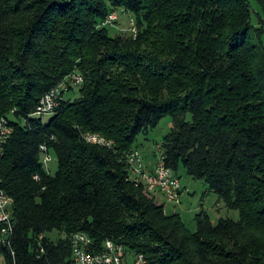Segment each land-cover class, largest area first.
Segmentation results:
<instances>
[{"label": "trees", "instance_id": "1", "mask_svg": "<svg viewBox=\"0 0 264 264\" xmlns=\"http://www.w3.org/2000/svg\"><path fill=\"white\" fill-rule=\"evenodd\" d=\"M118 11L135 37L102 26ZM73 73L78 95L67 82L43 123L40 99ZM166 118L165 165L239 221L201 211L191 232L127 180L125 156ZM0 122L5 264H68L78 233L145 264H264V0H0Z\"/></svg>", "mask_w": 264, "mask_h": 264}, {"label": "built area", "instance_id": "2", "mask_svg": "<svg viewBox=\"0 0 264 264\" xmlns=\"http://www.w3.org/2000/svg\"><path fill=\"white\" fill-rule=\"evenodd\" d=\"M118 19L117 12L110 13L102 22V26H111ZM132 35L135 37L137 29L132 24ZM75 86L83 83V77L78 73H73L66 78V83H61L57 88L46 93L39 101L36 115L43 116L51 114L58 106V95L65 89L67 82ZM9 128L0 122V146L7 140ZM85 140L90 144H96L102 147H108L111 142L105 140L98 134H86ZM158 149V157L152 169H148L143 163L138 149L131 150L125 156L127 168V180L135 186H142L149 194L160 193L165 201L176 207L180 203L182 187L180 179L176 177L173 171L164 163L162 151ZM49 161L47 156L43 163ZM37 179V177H35ZM13 201L3 191L0 192V246L4 244L3 235L10 229V207ZM5 225V226H2ZM68 264H145L144 257L141 254H130L125 248L110 240L104 243V248L100 252H95L92 241L83 233H78L72 237V259Z\"/></svg>", "mask_w": 264, "mask_h": 264}, {"label": "rangeland", "instance_id": "3", "mask_svg": "<svg viewBox=\"0 0 264 264\" xmlns=\"http://www.w3.org/2000/svg\"><path fill=\"white\" fill-rule=\"evenodd\" d=\"M117 15L118 19L114 22V24L108 27L110 35L115 36L117 34H120L123 36H130L132 24L135 25L133 16H131L127 12L122 11H118ZM68 83L75 88L74 94H76V92L78 91V86L71 84L70 81ZM72 94L73 93H68L66 94V96H71ZM52 117V115H43L41 117V120L43 123H48ZM170 127V119L166 118L163 119L157 127L150 130L147 135L139 136L138 150L144 164L147 163L148 160L154 159V156L152 154L158 153L157 146L160 144L162 138L169 133ZM47 158L49 159V161L46 162V167L49 173L53 175L57 168L56 161L51 155H48ZM180 183L181 187L187 189L188 192L184 193L182 198L180 197V203L176 207L172 206L169 203H164V210L168 215L179 214L184 224L191 232H194L196 229L195 216L199 214L202 209L210 216V220H213L215 216L221 213V218L231 219L235 222L239 221L238 211L229 210L225 208L222 203H220V209L216 208V201L218 199L217 195L209 191L205 181L195 180L186 176L185 174H181ZM158 199L160 200V197H158ZM215 209L217 210L215 211ZM0 264H5L1 256Z\"/></svg>", "mask_w": 264, "mask_h": 264}, {"label": "crops", "instance_id": "4", "mask_svg": "<svg viewBox=\"0 0 264 264\" xmlns=\"http://www.w3.org/2000/svg\"><path fill=\"white\" fill-rule=\"evenodd\" d=\"M148 141V140H147ZM153 156H154V159L153 160H148V162L147 163H145V165H146V167L148 168V169H152V167H153V165L155 164V162H156V160H157V157H158V153L156 154H152ZM186 192H188V190L187 189H184V188H182V193H181V198H182V196L184 195V193H186ZM158 197H160V200L158 199ZM154 198H155V200L157 201V203L158 204H163L164 205V203L166 204L167 202L165 201V199H164V197L160 194V193H156V194H154ZM220 203H219V201H218V199H217V201H216V208H219L220 209ZM217 209H215V211H216ZM165 211V210H164ZM202 211H204L203 209H202ZM220 217H221V213H219V215H217V216H215L214 218H213V220L211 219V221H212V223H215L218 219H220Z\"/></svg>", "mask_w": 264, "mask_h": 264}]
</instances>
